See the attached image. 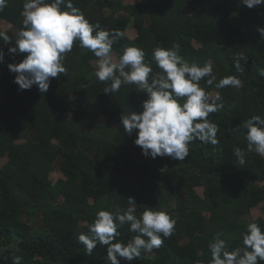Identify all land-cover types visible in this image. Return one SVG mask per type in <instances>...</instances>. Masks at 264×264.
<instances>
[{
    "label": "trees",
    "instance_id": "16d2710c",
    "mask_svg": "<svg viewBox=\"0 0 264 264\" xmlns=\"http://www.w3.org/2000/svg\"><path fill=\"white\" fill-rule=\"evenodd\" d=\"M72 2L92 24L123 34L113 45L116 57L124 46L142 48L158 72L152 50L178 43L188 62H212L214 84L207 85L205 77L200 85L223 99L224 107L209 115L218 126L219 143L195 140L182 161L143 156L134 144L135 133L123 131L120 116L140 113L146 93L122 85L105 94L110 82L95 77L97 58L78 42L65 54L66 74L52 78L47 93L37 86L19 91L7 64L22 61L27 53H8L16 33L3 30L1 22L19 31L24 0H7L0 11V31L11 39V44L0 40L5 53L0 64V155L8 156L0 166V264H13L17 256L21 264H110L107 246L97 245L88 255L77 237L89 234L98 210L123 211L128 198H134L138 213L145 206L164 210L176 225L159 249L133 261L118 257L120 264H209L208 245L217 232L230 249L241 247L248 223L264 229L263 217L251 222L246 217L264 201V156L247 152L239 128L252 115L264 117V76L258 71L264 69V36L257 31L264 27V6L249 9L239 0ZM130 26L134 37L126 33ZM237 53L247 56V62L241 61L243 73L234 68ZM229 75L241 79L243 87L216 89L215 83ZM236 147L245 150L244 164L234 155ZM56 163L63 177L53 181ZM119 231L124 242L136 235L127 225Z\"/></svg>",
    "mask_w": 264,
    "mask_h": 264
},
{
    "label": "clouds",
    "instance_id": "9594fccd",
    "mask_svg": "<svg viewBox=\"0 0 264 264\" xmlns=\"http://www.w3.org/2000/svg\"><path fill=\"white\" fill-rule=\"evenodd\" d=\"M249 9L264 6V0H239ZM63 5V8L61 7ZM7 6V0H0V11ZM23 27L16 33L15 43L9 47V54L27 55L20 62L7 64L16 74L13 83L18 90H29L37 86L40 93H47L52 78L66 74L63 64L65 54L72 51L74 42L81 49H87L97 58L94 75L100 82H110L103 90L105 94L120 90L122 85H135L147 98L142 102V111L122 114L120 123L123 131L132 136L134 144L141 148V154L155 159L170 157L184 160L189 155V145L199 140L203 144L217 145L218 126L209 119L211 113L220 111L223 99L201 87L205 77L207 85L214 84L213 65L203 66L188 62L180 55V45L171 48L155 47L152 61L159 69L153 71L151 61L146 62V53L136 46H124L114 58L113 45L123 35L118 30H106L97 22L92 24L83 12L74 6L72 0H24L21 11ZM257 31L264 36V27ZM0 40L11 44L9 35L0 31ZM5 53L0 49V64ZM234 68L243 73L241 61L247 56L237 53L233 57ZM264 76V69H259ZM241 88L243 83L235 75L221 78L216 89ZM247 141V152L264 156V117L252 115L239 125ZM234 155L240 164L245 163V150L234 148ZM128 207L115 212L100 209L88 225V233L78 235V242L91 255L97 245L107 246L106 261L120 264V259L137 260L142 252L159 249L164 238L170 237L176 220L164 210L145 206L137 212L134 198L127 199ZM128 226L136 233L127 242L119 240V229ZM217 232L209 243L211 254L209 264H261L264 262V229L256 222L248 223L241 233L242 246L233 249ZM13 264H21V257H14Z\"/></svg>",
    "mask_w": 264,
    "mask_h": 264
},
{
    "label": "rangeland",
    "instance_id": "374dc122",
    "mask_svg": "<svg viewBox=\"0 0 264 264\" xmlns=\"http://www.w3.org/2000/svg\"><path fill=\"white\" fill-rule=\"evenodd\" d=\"M137 1L138 0H124V2L126 4H128V3H135ZM1 27L5 31H13V33H17L18 32V29L16 27L12 26L8 21H5V20H2ZM126 33L130 37H134L135 36V29L130 26L127 29ZM194 45L196 47H198L199 46V43H197V42L194 41ZM115 57L116 56L114 54V58ZM95 61L96 60L93 61L94 67H95ZM210 64H212V62H210ZM94 70H95V68H94ZM93 74H94V71H93ZM212 93L215 94V92H212ZM95 111L97 113H100V121L102 123H106L107 122V116L101 112V107L100 106H96L95 107ZM7 161H8V156H6V154L0 155V166H3ZM58 167L59 166L56 163V169L51 173V178H52L53 181H55V180L63 177V174L61 173V171L59 170ZM260 185L262 187H264V181H262L260 183ZM197 192L200 193V194L203 193V188L202 187H198L197 188ZM260 216L264 218V201L260 202V204L257 207H253L251 209V212L246 217L251 222L252 220H254V219H256L257 217H260Z\"/></svg>",
    "mask_w": 264,
    "mask_h": 264
}]
</instances>
